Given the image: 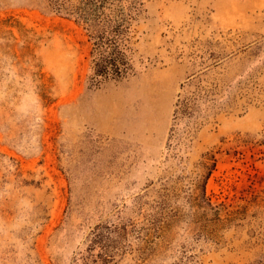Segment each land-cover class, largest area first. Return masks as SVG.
Instances as JSON below:
<instances>
[{
	"label": "rangeland",
	"instance_id": "rangeland-1",
	"mask_svg": "<svg viewBox=\"0 0 264 264\" xmlns=\"http://www.w3.org/2000/svg\"><path fill=\"white\" fill-rule=\"evenodd\" d=\"M142 2L134 74L91 88L81 26L0 0V264H264V0ZM204 195L245 221L208 239Z\"/></svg>",
	"mask_w": 264,
	"mask_h": 264
},
{
	"label": "trees",
	"instance_id": "trees-1",
	"mask_svg": "<svg viewBox=\"0 0 264 264\" xmlns=\"http://www.w3.org/2000/svg\"><path fill=\"white\" fill-rule=\"evenodd\" d=\"M39 4L51 12L72 19L85 31L90 43L91 73L88 82L91 88H98L105 82L119 81L134 74L132 44L136 22L143 12L142 0H39ZM41 96L47 103L51 101L44 83H41ZM204 98L199 84L192 90L179 92L170 130L172 140L181 139L180 135L177 136L176 126L182 121L185 123L184 139L190 136L191 129L201 119L198 115V104ZM201 163L210 174L215 166V158L206 153ZM203 198L210 217H205V224L199 229H203L206 237L213 242L220 240L217 231L223 225L244 222L247 217L246 209L226 211V216L222 217L221 206L213 205L205 195ZM261 245L264 247L263 242ZM260 257L264 258V253Z\"/></svg>",
	"mask_w": 264,
	"mask_h": 264
}]
</instances>
